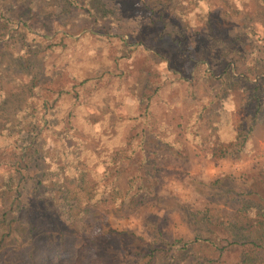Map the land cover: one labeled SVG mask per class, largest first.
Masks as SVG:
<instances>
[{"label": "rangeland", "instance_id": "1", "mask_svg": "<svg viewBox=\"0 0 264 264\" xmlns=\"http://www.w3.org/2000/svg\"><path fill=\"white\" fill-rule=\"evenodd\" d=\"M88 1L113 34L109 40L88 36L63 55L15 26L0 36L6 62L0 128L17 126L40 89L67 76L125 71L121 83L98 82L94 103L62 135V153L43 133L26 159L24 181L12 171L18 150L8 147L0 157V214H11L17 203L31 209L5 237L0 264H57L49 259L57 252L63 264H196L205 256L213 259L208 264H240L245 253L264 255V247L248 252L228 243V231L260 218L244 205L264 207V0H152L155 13L148 0H122L140 8L133 15L120 14L117 0ZM78 2L66 8L60 0H0L11 15L31 7L37 28L68 32L72 40L91 26L84 0ZM223 86L219 111L221 102L209 101ZM207 104L214 112L200 120L195 137L186 127ZM143 135L145 158L129 157ZM33 137L21 130L18 149ZM166 142L180 146L179 153ZM111 150L121 151L119 171L103 181ZM84 209L95 218L85 219ZM6 232L0 225V235ZM196 237L217 248L190 245ZM31 240L38 244L34 261Z\"/></svg>", "mask_w": 264, "mask_h": 264}, {"label": "trees", "instance_id": "2", "mask_svg": "<svg viewBox=\"0 0 264 264\" xmlns=\"http://www.w3.org/2000/svg\"><path fill=\"white\" fill-rule=\"evenodd\" d=\"M122 0H117L118 7L120 9V14H129L133 15L135 11H137L138 6L136 4L133 5L131 8H127L123 5L121 2ZM61 4L64 5L66 8L71 7V5L77 7L81 5L78 0H60ZM148 3L146 4V7L151 9L152 13H155L152 8V0H148ZM83 6L85 7L87 14V21L91 23L90 27H85L83 31L77 36L75 40H72V35L68 34V32L60 33L58 31H54L51 33H45L42 32V29L37 28L34 24L35 21V13L29 8L26 14L24 15H11L10 9L7 8L6 5L0 3V36L10 29L11 26L16 27V31H21L23 34L25 33V36L31 37V41H41L42 44H45V47H47L52 52H59L61 54H66L69 52L72 42L76 40H82L85 39V37H94L96 40L102 41V40H109L113 37V34L109 33L107 28L103 27L98 20V16L95 13L94 6L90 3L88 0H84ZM50 37V38H49ZM47 38L49 40L47 41ZM41 39H44L41 40ZM5 43L4 40L0 39V99L2 97L1 93V81L2 78L6 76L5 72V60L3 59V44ZM125 74L124 70H116V71H109L107 72V76H67L65 79H68L65 82L59 83L57 86L52 88H45L40 89L37 96L29 103L28 106L25 108H22L21 111H24V115L20 118L17 126H11L7 125L3 128H0V157H3L8 152V147H13L14 149L18 150L15 154V161L12 164V171L14 172V175L17 176L19 179V182H22L25 180V171H26V159L28 157L29 152L31 149L38 145L39 141L42 138L43 133L50 134L54 137L56 141V145L60 148V152L62 153V146L64 143L62 135L68 132H71L75 128V122L78 121V119L82 117V115L85 114L86 107L88 105H91L94 103V97L98 95L100 89L98 82L108 81L111 79H117V81L121 83V78ZM204 76L211 75V72L205 71ZM232 78H235L237 76H231ZM258 82V81H257ZM119 83V84H120ZM247 83V78H241L240 84ZM259 83V82H258ZM261 92L260 85L254 84L253 86V94L255 100L259 99V94ZM224 93V86L222 88H219V90L216 92L214 97L209 101V103L212 105L216 101L221 102L223 101ZM149 99L146 100V103L143 105L142 112L145 115V118L142 120L143 122H146L147 115L149 113ZM258 105V104H257ZM221 104L217 103V109L220 108L219 111H221ZM209 105L203 106L199 111H197L196 115L192 119V121L187 125L186 132L193 133L195 137H197L198 132V126L200 123V120L204 118L206 114H209L212 111L211 107L208 109ZM36 117V118H35ZM137 116H134L135 118ZM23 124V125H22ZM23 128H22V126ZM28 128L29 130H32L34 133L33 140L25 146H22L18 149V146L16 145V142L18 140V134L21 130H24ZM154 133V132H153ZM114 138H118V136H113ZM145 136L143 135L138 143H133L131 145V148L127 151L129 154L128 156L131 157L133 154H137L138 158H145V150L143 149V143L145 142ZM244 141L248 139V136H244ZM175 153H179V149L181 148L178 145H174L172 143L166 142ZM25 149L26 151L22 152L21 150ZM87 154L89 153V150L86 149ZM111 156L108 157V163L107 166L104 168V172L101 176V179L108 180V178L115 174L117 171H119L118 168H116L117 165L121 162V158L117 157V153H120L121 151H114ZM11 153V152H9ZM91 176V174L89 175ZM100 176V174H99ZM92 177V176H91ZM83 180V178H81ZM18 195L20 194V190H17ZM251 209L256 214L257 217L252 221L251 225L254 226L255 223L259 224L258 228H252L250 227H244L242 229H232L229 232L230 240L229 244H237L243 246V250H250L253 249H260L263 248V243L261 242L264 240V207L261 206L258 203L254 202H247L246 205H244V210ZM85 210V209H84ZM85 219L93 220L95 218L94 214H92V210H85ZM31 213V209H29L26 206L21 205L20 203H17V208L15 210H12L11 214H8L6 212L0 214V225L5 227L6 233L0 235V250L3 248V244L5 242V237L7 235H10V231L12 230L13 224L16 222V220L23 221L27 218V216ZM31 248H29L28 253L29 257H31V260H35V257L33 259V256L36 252V246L38 245L34 240L30 241ZM196 243H200V245H203L205 247H211V248H217L215 245L214 240L210 238H195L192 241L189 242L190 245H196ZM187 244H183L182 248L183 250H187L190 252L192 247L186 246ZM224 246L219 249L220 252L224 250ZM32 249V250H31ZM31 251V252H30ZM156 249L151 248L148 255L151 259H154L156 256ZM51 258L50 262H57V264H63L65 262V259L60 255V253H54L50 254ZM264 255L262 256H251L248 253H245V258H243V261L240 262V264H264ZM211 261H213L212 258L205 256L202 260H196V264H208ZM162 264V263H161Z\"/></svg>", "mask_w": 264, "mask_h": 264}]
</instances>
